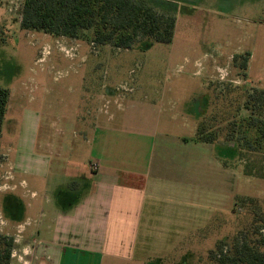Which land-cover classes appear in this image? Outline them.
<instances>
[{"label": "rangeland", "instance_id": "obj_1", "mask_svg": "<svg viewBox=\"0 0 264 264\" xmlns=\"http://www.w3.org/2000/svg\"><path fill=\"white\" fill-rule=\"evenodd\" d=\"M134 1L176 18L170 44L139 39L132 49H115L26 31L24 0H0V86L10 92L0 142V233L14 238L17 264H34L28 237L41 231L40 212L44 221L56 216L68 185L97 160L82 143L103 132L79 124H93L96 115V123H108L111 113L114 123H161L160 133L188 137L206 121L224 136L210 152L217 161L203 162V183L173 191V225L139 240L131 260L104 264H215L218 244L264 235V156L225 140L229 123L249 117L248 94L264 89V0ZM243 136L239 130L233 139Z\"/></svg>", "mask_w": 264, "mask_h": 264}, {"label": "crops", "instance_id": "obj_2", "mask_svg": "<svg viewBox=\"0 0 264 264\" xmlns=\"http://www.w3.org/2000/svg\"><path fill=\"white\" fill-rule=\"evenodd\" d=\"M99 116L93 124H79L89 130L93 125L95 131L101 128L103 132L82 143L96 152L97 160L92 165L96 164L97 169L91 165L90 172L85 171L78 181L68 185V201L63 202L56 216L44 221L48 218L46 210L40 212V220L35 222L40 223L41 231L38 236L30 233L28 237L36 245L34 264L131 260L139 240L161 233L159 225L163 223L173 225V191L178 188L184 192L187 186L202 184L203 162L208 165L211 159L217 161L210 152L218 145L195 141L199 123L194 124V135L188 137L160 133L161 123H128L125 117L119 118L122 123H114L117 115L112 113L108 123H96ZM78 144V148L83 147ZM60 149L66 150L65 146ZM68 150L72 151L71 147ZM59 198L65 200L62 192ZM164 230L169 233L171 228ZM17 260L21 262L22 256L14 251L12 264Z\"/></svg>", "mask_w": 264, "mask_h": 264}, {"label": "trees", "instance_id": "obj_3", "mask_svg": "<svg viewBox=\"0 0 264 264\" xmlns=\"http://www.w3.org/2000/svg\"><path fill=\"white\" fill-rule=\"evenodd\" d=\"M21 28L98 46L132 49L139 39L170 44L176 18L134 0H24ZM241 68L247 69V59ZM9 99V90L0 86V142ZM244 108L249 117L242 123H229L225 140L237 143L246 152L264 156V89L252 90ZM210 126L206 121L199 123L195 141L213 144L224 136L223 130ZM239 130L243 138L233 139ZM259 228L263 231L264 224ZM259 236L250 241L237 237L231 246L218 244L211 259L215 264H264V235ZM14 244L13 237L0 233V264H12Z\"/></svg>", "mask_w": 264, "mask_h": 264}, {"label": "built area", "instance_id": "obj_4", "mask_svg": "<svg viewBox=\"0 0 264 264\" xmlns=\"http://www.w3.org/2000/svg\"><path fill=\"white\" fill-rule=\"evenodd\" d=\"M92 169H97V165L96 164H93L92 165Z\"/></svg>", "mask_w": 264, "mask_h": 264}]
</instances>
